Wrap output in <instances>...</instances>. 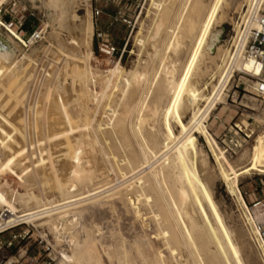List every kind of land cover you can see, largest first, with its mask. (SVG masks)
Segmentation results:
<instances>
[{"label":"bare ground","instance_id":"6f19581e","mask_svg":"<svg viewBox=\"0 0 264 264\" xmlns=\"http://www.w3.org/2000/svg\"><path fill=\"white\" fill-rule=\"evenodd\" d=\"M7 1L8 0H0V11L1 7ZM164 1L165 0H160L159 2L154 1L153 4L159 11L156 14L158 19L152 28L154 36H150L153 39L157 38L165 28L163 20L165 14L162 15L163 7L166 4ZM263 1L264 0H256V5L254 4L255 8L253 10L252 8L250 9L252 12L250 11L249 17H246L247 21H245V26H247L245 31L238 32V36L234 40L233 44L235 49L230 50L228 47L225 48L226 45L217 47V53L220 52L222 48H225L223 50L225 54L229 55L232 59L230 60L234 66L247 73L254 72L255 75L259 74L260 65H254L253 62L245 60L244 57L249 41L250 30L256 26V17L259 9L262 7ZM42 2L49 12L50 22L48 25L52 26L53 34L55 38L58 39L59 43L57 44H59V53L66 55V57L73 60V62L83 61L85 64H83L85 66L84 70H80V68L83 67H79L77 64L74 65L75 67L73 70L75 77L84 85V98L89 100L90 97H93L97 99L98 104H100V101L105 98V100L109 99L112 103L115 96H123V99L120 101V109L118 107L115 108V106L111 104H108L109 106L107 105L109 107L108 112L111 115V122L98 124L99 127L97 130L101 135L106 136L110 128L111 134H114L115 138L111 136L109 139L111 140L114 138L119 141V144L115 143L112 146V143H110V147L113 151H118L120 149L125 151L126 157L121 163L125 161L126 163L123 164V169H130L132 175L131 183L128 182L130 184L124 188H117V186L112 189L99 190L100 192L91 193L88 196L85 195V197L81 199H71L75 197L74 194L78 186L91 183L95 177L96 160L95 165H93L95 170L92 171L83 165V155L94 152V146L100 142V136L96 137L97 135L94 134L96 138L93 139V136L91 137L89 134L90 132L84 133V131L92 128L93 119L90 121L84 118L86 122H83V124H77L75 122V118L69 110L71 88H69L66 83L64 84L62 81L58 80L53 89H48L49 86H44L45 89L39 101V103H44L45 100L49 102V111L44 112H48L45 123V137L40 134L38 143L35 141L39 144V152L37 153H40V155H37L39 156V160L34 163L36 164L37 175H35L36 172L33 174V166L31 165L28 155L29 151L27 150L29 145H25V135L23 131V115L25 113L22 115V104L26 96L27 73L29 72V65L31 66L29 63L26 65L25 60L28 59L29 61H33L34 59L27 55L19 59L16 56L14 46L9 44L10 47L7 48L4 42L0 41V207L5 209L6 214V216L0 217V230L13 228L21 222L32 223L34 225H37V222H41L40 224L38 223L39 226L45 227L53 233L57 245L61 248L65 246L62 248L60 254L62 255L61 264H105V257L109 259L112 257L110 247L104 245L100 239L98 240L89 232H87L85 236H82L78 226L85 211L90 207L109 204L111 206H116L119 202L123 204L128 211L134 213L135 217L141 221L142 227L147 228L150 224L148 221L153 220L157 228L154 236L149 235L144 229L143 236L132 243L127 242L125 239H121L115 251L119 264H243L240 258L241 256L239 257L238 254L239 249H235L232 243L233 241H230L231 237L228 236L229 234H227L226 229L222 226L217 228L210 218L208 210L204 205L205 203H203L205 199L202 198L201 193L206 196L207 200H209L208 198L210 197L208 191L205 190L206 188L204 189L203 183L198 177L196 171L198 168L196 167L195 169L194 164L197 158L194 157L193 151L187 147L185 141L193 132L199 131L201 133L213 153L218 165V174L220 178L225 182L229 193L236 196L239 202L244 205L245 200L240 194L239 181L241 176L250 174L253 171L264 174V132L258 136L256 143L249 151H245L241 154L237 162H233L219 146L206 124V120L209 118L211 111L217 106L218 97L222 89L231 79V70L233 69L230 70V73L227 72V75L225 74L228 70L226 68L224 74L227 76H223L224 81L222 82V86H219V88H221L217 89L215 94L207 93L205 95V92L202 94L198 93L199 91L196 86L189 80V75L194 71L199 56V49L197 48L198 51H195L188 66L187 73H185L186 77L184 75L185 79H182L183 81L176 83L174 80L165 79L166 81L160 84L157 95L152 101L149 100L148 95L150 91H148V93L146 92L143 94L141 101L133 107L131 103L127 101V95L133 87L135 88L137 86L136 88L139 89L142 84L141 81L147 79V68L150 62H148V60L143 62L140 57L138 64L136 63L137 66L130 72L125 71L121 63L118 62L113 69L108 71V75L101 76L94 74L95 72L92 70L89 63L94 57L93 51L89 50L86 52L85 50L84 52L82 50V46L84 44L89 45V42L83 40V42L80 43L74 40L71 43L69 41L72 45V47L69 48L64 39L61 38L63 33L71 32L73 27L80 28L83 34L87 36L94 33V27L90 20L89 22L84 21L79 25L76 23V15L73 10L77 0H46ZM185 2L183 12L179 15L177 22L167 28V35L169 36L171 33L165 48V53L168 54V57L161 58L162 61L159 59L161 61L159 66L162 64L161 73L165 72L168 77L177 70V65L182 60L185 48L184 44L186 40H188L187 38L193 36L196 32L195 20L193 18L186 19V15H184L190 0H185ZM251 5L253 4L251 3ZM197 7L198 3L195 4L194 8L196 9ZM161 15L162 18H160ZM211 15L212 16H210L207 21H204L205 23L203 24L204 27L201 31V36L199 34L200 37H197L199 38L196 43L198 46L203 45V42L210 39L213 35L212 20L214 13ZM0 25H3L1 19ZM6 28L10 35L9 38L13 43L14 40L26 43L14 28L9 26H6ZM91 37L93 38V36H90V38ZM136 38L137 43L139 42L142 46L145 45V41L141 39L142 37H140V34ZM36 51L37 49H35L33 53ZM154 53L152 55L149 54L151 60L154 55L156 57V55L160 54H158V50L156 51V49ZM45 58L47 57L45 56ZM63 61L64 60H62V62ZM67 64L66 67L68 68ZM62 67L64 68V65ZM47 75L49 76V74ZM172 78L176 79L175 76H172ZM92 79H95V84L99 83L101 85L100 92H93L89 89V83H92L90 82ZM34 80H36V77ZM150 87H152V85ZM216 88L217 87L214 88L215 91ZM171 92H173L174 97L173 100L171 99V106H167L166 112L169 118L183 116L191 107L195 109V106L199 104L200 100L206 101L207 106L205 109H198V111L194 112L183 135L176 136L174 130L171 127H167V132L162 134L166 142L163 146H160L159 136L161 132L155 121L159 113L161 101ZM34 95L37 96L38 93ZM30 97L29 95V98ZM38 105H34V107L37 108ZM83 106H85V104ZM28 107L27 109H31V106ZM85 110L89 111L88 106H85ZM39 111L37 110L36 116L40 113ZM31 112L32 111H30V113ZM133 113L136 114L135 120L128 124L129 118ZM35 115L33 112V117H35ZM41 116L42 115H38V118H41ZM42 122L39 120L34 122L33 129L35 132H44H42L44 125H42ZM33 126L31 125V127ZM37 133H32V137H34L33 135H37ZM32 139L34 140V138ZM109 139L105 138L104 141L107 143ZM45 140L50 142L49 147L45 145L48 148L42 147ZM134 142H137V144ZM32 145L34 146V144ZM53 150L54 152L56 151L55 153H60L61 160L53 159L56 157L53 156L55 154L52 152ZM103 153L106 154L104 148ZM111 154L114 155L115 159L117 158L115 153L111 152ZM32 156L35 157V155ZM193 161L195 162L193 163ZM244 162L248 164H244ZM123 169L120 170L122 171ZM122 174L124 177H127V173L122 171ZM213 175L216 177L215 174ZM9 178L17 180L18 185L24 188L26 192L21 193L18 190H14L11 192V195H9L4 190V187L10 186L8 181ZM209 179L212 180V176H210ZM36 181L44 185L52 183V185L50 184L51 189L56 192L57 190L60 191L62 195H64V200L66 202L59 204L54 197V199H42L41 195L39 197L34 191ZM24 189L22 190L24 191ZM189 198H193L195 205L199 207L205 222V228L200 225V222L198 223L195 216H193L194 214L192 215L193 212H191V209L193 207L190 206L191 209L188 211L190 204L187 206V200ZM85 202H87L86 206L80 205ZM31 204H35L36 207L31 208ZM18 205L25 206L27 209L21 211ZM147 209L151 212H142ZM246 209L247 206L242 215L247 229L239 228L240 230H235L233 240L235 239L236 247H240L244 242L243 240H247V238L255 240V243L258 245L255 231L248 227L246 223V218H249ZM150 213L153 214V217H146L147 214ZM214 213L216 214V212ZM67 232H69L68 237L70 238V240H67L68 243L66 241ZM212 245H215L216 251L213 250ZM258 246L261 250V258L264 262V250L261 245ZM250 256L248 255V260H250ZM259 259L256 260L258 261ZM251 260L253 259L251 258Z\"/></svg>","mask_w":264,"mask_h":264},{"label":"rangeland","instance_id":"374dc122","mask_svg":"<svg viewBox=\"0 0 264 264\" xmlns=\"http://www.w3.org/2000/svg\"><path fill=\"white\" fill-rule=\"evenodd\" d=\"M42 1H46V0H8L1 7V11H0V19L3 22V25H0V39L8 42V44H11L12 46L15 47L16 56L19 59H22L25 55L31 56V58L34 59L33 61H29L28 59L25 60L26 65L29 63L31 64V66L29 65V72L27 73V79H26V90H25L26 100L24 99V103H23L25 106L22 104V115L25 113L23 115V123H24L23 131L25 135V145L27 146L29 145L27 147V150L29 151L28 155L31 161V165L33 166L32 167L33 174H35L36 172L35 175H37V168L35 167L36 164L34 163H36L37 160H39V156L37 155H40V153H37L39 152V146H38L39 144H37L38 139L40 138V134L43 135V137H45L44 135L46 134L45 123L47 120L46 116H48V112L46 113L44 112L49 111V102L45 100L44 103H39V101L42 97V92H44L46 86H49L48 89L51 88L53 89V87L56 85L58 81H62L64 84L66 83V85L69 88H71L69 110L73 115V117L75 118V122L77 124H81V123L83 124V122L84 123L86 122L85 121L86 118L89 119L90 121L93 119V124L91 126L92 128H89V130L84 131V133L90 132L89 134L91 135V137L93 136V139L100 136L99 137L100 142L95 144L96 146H94L95 153L91 152L83 155V165L92 171L95 170V167H93V165H95V160H96L97 164H96L95 177L92 181L93 183L91 182L92 185L91 183H89L78 186L77 191H75L74 194L75 197L71 199L72 200L81 199L82 197H85V195L88 196L91 193L100 192L104 189L105 190L112 189L117 186H118L117 188H124L125 186L131 183V177H132L130 169L128 168L123 169L124 168L123 164H125L126 162L124 161L123 163H121V161L125 159L126 153L123 149H120L118 151L111 150L110 143H112L111 144L112 146L115 143L119 144V141H117V139H114L115 135L111 134L110 128L108 129V133L106 134V136L101 135V133L97 130V128L99 127L98 124L111 122L110 121L111 115L108 112L109 109L108 106L111 104L112 106H115V108L116 107L119 108L121 103L120 101L121 99H123V96L122 97L115 96L112 103L109 99L105 100L106 99L105 98L104 100L100 101V104H98L97 99L93 97H90L89 100L84 98V85L82 82H80L78 78L75 77V74H73V70L75 64H77L79 67H83L80 68V70H84L85 64L83 61L73 62V60L66 57V55L59 53L58 51L59 44H57L59 42L58 39L55 38L53 34L52 26L48 25L50 22L49 12L47 7L43 4ZM154 1L159 2L160 0H133L132 9H134L137 6V4H140L139 11L141 12V17L135 28L127 29L123 26H117L111 31L115 38L116 44L121 48V50H124L123 52L120 53L123 54L121 60H116L114 62L107 60L105 56L100 54L97 43L94 40V38L92 37L90 38V36H93L94 33L90 34L89 36L84 35L83 32L78 27H73L71 32L63 33L61 38L64 39V41L66 42L69 48L72 47L71 43L74 40L80 43H82L83 40L89 42V45L84 44L82 46V50L84 52L85 50L86 52L89 50L93 51L94 57L91 59L89 63L92 70L95 73L93 71L92 72L96 75H101V76L108 75L109 73L108 71L113 69L115 67V64H117L118 62L121 63V66L125 71L130 72L131 70L135 69L140 57L142 58L143 62L148 60V62H150V65L147 68V74H148L147 79L141 81L142 84L139 89L136 88L137 86L135 87L136 89L133 87L127 95V101L130 102L133 107H135L137 103L141 101V99L143 98V94H145L146 92L148 93V91H150L148 95L149 100L152 101L154 97L157 95L158 92L157 90L160 88V84L166 81L167 79L174 80L176 81V83L183 81L186 77L185 73H187V69L193 58V55L195 51H198V49H199V56L195 64L194 71L189 75V80L190 82H193V84L196 86V88L199 91L198 93L202 94L205 92V95L207 93L215 94L217 92V89L221 88V87L219 88V86H222V82L224 81L223 76L226 77L228 73L232 71L231 79L222 89L220 96L218 97L217 106L215 109L211 111L209 118L206 120V124L210 133L216 139L219 146L224 151H226L225 148L228 143V137L230 135L235 134V132L239 130L235 128V124H237L240 128H242L244 132L249 134L253 133L252 138L249 139L247 142L243 143V147L239 150L238 154L233 159L229 158L231 161L237 162L241 154H243L245 151L247 152V150L249 151L250 148H252V146L256 143L258 136L262 132H264V99L259 98L255 95L254 85L257 82V78L251 77L247 72L234 66V64L231 61L232 59L229 57V55L225 54L223 49H225L226 47H228L230 50L235 49L233 44L234 40L238 36V32L240 33L241 31L242 32L245 31L247 26V25L245 26V21H247L246 17H249V12L250 11L252 12V10L255 8L256 0H190V2L187 5V9L184 12V15H186V19L193 18L195 20L196 32L193 36L187 38L188 40H186L184 44L185 48H184V52H183L184 54L182 56V60L181 62H179L180 64L178 63L176 68L177 70L173 74L169 75V77L165 72L161 73L162 64L161 66H159L162 59L164 57L166 58V56L168 57V54L165 53V48L169 40L168 37H170L171 33L169 34V36L167 35V28L170 25L177 22L179 15H181L183 12V8L186 2L185 0L164 1L166 4L163 7L162 15L164 14L166 15V16L164 15L163 17L165 28L157 38L153 39L151 38L152 36H154V31L152 32V28L154 27V24L158 19V16L156 14L159 12L153 5ZM91 3H92L91 0H77L73 11L74 14L77 16V17L75 16V20L78 25L84 21L89 22L90 20V22L94 27L93 15H91L92 14V8L90 7ZM196 3H198V7L195 9L194 6ZM251 3L253 5H251ZM251 8L252 10H250ZM263 8H264V1L262 7L259 10H262ZM111 10L113 11V9H110V11ZM212 13H214L212 20L213 35L210 39H207L205 42H203V45L198 46V44L196 45L199 39L197 37L201 36V31L203 30L204 27L203 24L205 23L204 21L205 20L207 21L209 17L212 16L211 15ZM162 15L160 18H162ZM107 20L108 19L106 17L105 21ZM6 26L14 28L22 36L23 40L26 43L19 42L18 40H14L13 43L9 38L10 35ZM34 32L42 33L41 38L38 39L37 42L35 41L34 43H29L27 40ZM138 33L140 34V37H142L141 39L145 41L144 46L140 45L139 42L137 43L136 37L139 35ZM219 46H225V48H222L220 52L217 53V47ZM35 49H37V51L33 53ZM155 49L156 51L158 50V54L160 53L161 55L160 54L156 55V57L158 58H156L154 55L153 56L154 61H153V59L151 60L150 55L154 53ZM159 51H161L162 53ZM45 56L47 58H45ZM62 60L64 61L62 62ZM66 64L68 68L66 67ZM63 65L64 68L62 67ZM226 68L228 69L227 71ZM224 72L227 75H225ZM47 74H49V76ZM41 76L43 77V80ZM172 76H175L176 79L175 78L173 79ZM35 77L36 80H34ZM94 80L92 79V81H90L92 83H89V89L93 92H100L101 85L99 83L95 84ZM151 85L152 87H150ZM215 87H217L216 91L214 89ZM35 93L36 95L38 93V95L35 96L34 95ZM29 95L31 96L30 98ZM173 97H174L173 92L168 93L163 98V100L159 105L160 109L155 122H157L156 124L161 132V135L159 136L160 146H163L166 142L162 134H165L167 132L166 131L167 127H171L174 130L176 136L183 135V133L186 130L187 124L193 117L194 112L198 111V109H205L207 106L206 101L200 100L199 104L195 106V109L191 107L183 116L180 117L175 116L174 118L171 117L169 118L166 112H167V108L171 106ZM35 98L38 100H36ZM84 104L85 106H88L89 111L85 110V106H83ZM28 105L29 107L31 106L30 107L31 109H27ZM34 105H38L37 106L38 109L34 107ZM165 107H166V111H165ZM34 109L35 110L37 109L38 111L40 110L39 111L40 113H38V115H42L41 118L39 117L40 119L38 118V115L37 116L35 115L37 110L35 111ZM30 111L32 112L30 113ZM33 112L35 117H33ZM135 116H136L135 113H133L132 116H130L128 124L132 123L135 120L134 119ZM34 120L36 121L39 120L40 122H42L43 120L42 122V125L44 124L42 128V132L44 131L43 133L40 132L37 133V131L35 132V130L33 129L34 128L33 124H35L34 122L36 121ZM30 121L32 122V124ZM31 125L33 127H31ZM32 133L33 134L37 133V135H33L34 137H32ZM94 134L97 136L95 137ZM111 136L114 138L110 140L109 138ZM32 138H34V140ZM105 138L109 139L107 143L104 141ZM45 141L43 142L42 147H46V146L49 147L50 142L49 141L47 142V140ZM185 141L187 147L193 151L194 157L197 158V160H195L196 162L193 161V163L195 162L194 166L195 169L196 167L198 168L196 169L198 173V177L202 181L204 189L206 188L205 190L208 191L210 197L208 198L209 200H207L206 196L203 193H201L202 198L205 199L203 203H205L204 205L208 210L212 222L217 228H220V226H222L223 228L226 229L227 234H229L228 236L231 237L230 241L231 240L233 241L231 242L234 244L235 249L240 250V253L238 250V254L239 257L241 256L240 258L242 259L241 261L243 262V264L246 263L253 264L254 262L255 263L257 262L256 264H264L263 259L261 258V253H260L261 250L259 249L257 243H255V240L246 237L247 240L244 239L243 240L244 242L241 245L243 248L241 246L236 247L235 239L233 240V235L235 233V230H238L239 228L247 229L242 213L245 210L246 206L250 210L252 205H248L247 201L244 202V205L241 204L236 196H233L231 193H229L225 182L220 178L218 174L219 169L215 161V158L213 156V153L211 149L208 147L206 140L199 131H195L192 134H190ZM134 143L137 144V142ZM32 144H34V146ZM103 148L106 154L103 153ZM34 152L37 154H35ZM52 152H54V150ZM111 152L115 153V155L117 156L116 158L117 160L114 158V155L111 154ZM32 155H35V157H33ZM53 156H56L53 158L54 160L62 159L60 157V153H55ZM245 163L246 162H244V164ZM120 169H123L122 171L127 173V177L123 176L122 171ZM213 174H215L217 178ZM210 176H212V180L209 179ZM8 181L10 186L4 187V190L9 195H11V192L14 190H18L21 193L26 192L24 188L18 185L17 180H12L11 178H9ZM50 184L52 185V183ZM50 184L44 185L43 183L41 184L39 181H36V184L34 186L35 193L39 197L41 195L42 199L55 198L57 203L59 204H63L62 202L65 203L66 201L64 200L65 198L64 195H62V193L58 190L57 192L53 191L51 189ZM43 185H44V190H43ZM239 188L241 192L244 191H249L251 193L254 192L255 195L249 197V202H251L256 197L264 198V174L258 171H253L250 174H245L241 176L239 181ZM22 189H24V191ZM47 191H49L51 194ZM86 204L87 202L81 203L80 205L86 206ZM188 204H190L188 211H190L191 207H193L191 209V212H193L192 215L194 214L193 216H195L198 223L200 222V225L205 228V222L203 216L200 212L199 207L195 205L193 198H189L187 200V206ZM18 207L21 211L27 209L25 206H21V205H18ZM30 207L34 208L36 207V205L31 204ZM142 212L149 213L151 211L147 209V210H143ZM214 212H216L217 215ZM3 213H5V209L0 207V215L2 216ZM146 217L152 218L153 214L152 213L147 214ZM148 222H150L149 224L150 227L149 226H147V228L142 227L143 225L141 221L135 217L134 213H132V211H128L123 204L118 202L116 206H111L109 204L105 206L95 205L90 207L87 211H85L83 217L80 219V224L78 228L82 236H85V234L89 232L92 235H94L98 240L100 239L104 245L110 247V251L112 252L111 253L112 257L111 259L105 257V261H106L105 264H119L115 251H116V246L120 243L121 239H125L127 242L132 243L133 241L140 239L143 236L145 230L151 236H154L156 234L157 228L155 222L153 220L152 221L149 220ZM38 223L40 224L41 222H37V225L36 224L34 225L32 223L21 222L17 226H14L13 228L11 227V229L4 234L5 238H8L11 233H17L24 236V239L22 240L21 244L16 249H13V252L14 253L17 251L20 252L22 258L25 259L30 257H38L40 254H42L43 256L51 252L56 253L58 258H61L60 257L61 250L65 246L62 248L58 246L53 233H51L45 227L39 226ZM66 236H67L66 241L70 240V238L68 237L69 232L66 233ZM212 247L213 250L216 251L215 245H212ZM47 248H49V250ZM241 251L243 252V254ZM248 255L249 256L251 255L250 260L251 258L253 260L251 261L248 260L247 259ZM256 259L259 260L257 261ZM68 264H72V263H68Z\"/></svg>","mask_w":264,"mask_h":264},{"label":"built area","instance_id":"2783aa9c","mask_svg":"<svg viewBox=\"0 0 264 264\" xmlns=\"http://www.w3.org/2000/svg\"><path fill=\"white\" fill-rule=\"evenodd\" d=\"M94 34L93 38L97 43L100 54L109 61L121 60L124 50L116 44L112 30L117 26H123L127 29L135 28L140 17V4L132 9L133 0H91ZM110 9H113V11ZM107 17V21L105 18ZM42 33L34 32L27 40L29 43L37 42ZM248 45L245 51V60L253 62L254 65H260L259 74L249 72L251 77L257 78L254 85L255 95L264 99V8L258 11L256 17V26L250 30ZM239 129L235 134L228 137V143L225 152L230 159H233L243 147V143L252 138L253 133H246L235 124ZM241 195L252 205L250 210L246 209L249 218H246L248 227L255 231L258 245L264 250V198L256 197L249 202V197L254 196V192H241ZM6 216L4 213L1 217ZM9 229L0 230V264H61V258L56 253L51 252L38 257L22 258L20 252H13L24 239V236L17 233H11L5 238V233ZM49 250V248H47Z\"/></svg>","mask_w":264,"mask_h":264},{"label":"water","instance_id":"95a60500","mask_svg":"<svg viewBox=\"0 0 264 264\" xmlns=\"http://www.w3.org/2000/svg\"><path fill=\"white\" fill-rule=\"evenodd\" d=\"M0 41H2V42H4V45H5V47H7V48H9L10 47V45L6 42V41H4V40H1L0 39Z\"/></svg>","mask_w":264,"mask_h":264}]
</instances>
